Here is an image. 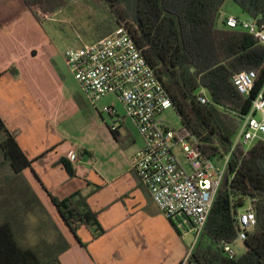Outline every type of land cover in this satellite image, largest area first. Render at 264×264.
I'll return each instance as SVG.
<instances>
[{"label": "trees", "instance_id": "1", "mask_svg": "<svg viewBox=\"0 0 264 264\" xmlns=\"http://www.w3.org/2000/svg\"><path fill=\"white\" fill-rule=\"evenodd\" d=\"M83 1L106 16L103 24L96 27L99 38L94 41L125 28L163 83L183 126L197 137L206 157L222 162L230 154L241 121L250 113L254 98L264 89V44L242 28L218 26L226 0ZM233 1L248 18L264 24V0ZM22 2L39 23L42 20L35 7L55 13L68 4L66 0ZM243 71L257 73L249 96L241 94L233 82L234 76ZM11 72L18 75L15 68ZM203 92L209 98L205 105L199 101ZM0 131L2 164L9 166L13 176H21L32 168L33 161L1 118ZM118 141L125 147L124 140L119 137ZM62 164L75 176L68 160H62ZM50 198L74 235L83 226L93 234L103 232L80 192L63 200L51 194ZM247 204L256 213L257 225L247 235L244 254L230 259L220 244L236 239L237 216ZM6 212L17 215L10 210ZM61 241L64 245L58 252L47 249L42 254L34 247L22 245L13 218L2 220L0 264H60V255L69 248L62 235ZM194 258L198 264H264V141L256 142L248 150L238 145L233 151Z\"/></svg>", "mask_w": 264, "mask_h": 264}, {"label": "crops", "instance_id": "2", "mask_svg": "<svg viewBox=\"0 0 264 264\" xmlns=\"http://www.w3.org/2000/svg\"><path fill=\"white\" fill-rule=\"evenodd\" d=\"M21 18L36 20L26 7L0 27V118L33 161L21 175L23 182L52 211L69 245L60 264H179L192 238L180 236L132 169V157L143 146L132 122L125 119L114 133L110 125L116 118H104L105 108L118 107L117 97L93 102L66 65L65 52L35 25L36 35H26L15 23ZM78 152L83 155L74 163ZM78 192L97 216L101 234L94 236L83 226L74 235L50 198L63 200Z\"/></svg>", "mask_w": 264, "mask_h": 264}, {"label": "built area", "instance_id": "3", "mask_svg": "<svg viewBox=\"0 0 264 264\" xmlns=\"http://www.w3.org/2000/svg\"><path fill=\"white\" fill-rule=\"evenodd\" d=\"M218 26L242 28L264 44V24L256 19L243 22L232 16H221ZM64 59L93 102L113 94L123 106V117L115 106L104 109L116 118L110 129L117 132L118 124L125 119L136 127L143 146L132 157V169L180 236L195 237L194 244L191 243L179 264H198L194 258L195 249L207 226L233 151L238 145L248 150L256 142L264 141V89L254 98L250 113L242 119L230 154L222 162H216L205 156L190 129L183 126L176 130L158 120L164 111L174 108L172 100L125 28L80 48L67 49ZM256 79V72L243 71L234 76L233 82L241 94L249 96ZM199 101L204 105L209 103L206 93L199 96ZM177 150L183 152L184 163L178 158ZM82 155L75 153L71 159L76 163ZM237 222L236 239L220 244L230 259L237 257L234 247L244 245L247 235L257 225L256 213L250 205L239 212Z\"/></svg>", "mask_w": 264, "mask_h": 264}, {"label": "rangeland", "instance_id": "4", "mask_svg": "<svg viewBox=\"0 0 264 264\" xmlns=\"http://www.w3.org/2000/svg\"><path fill=\"white\" fill-rule=\"evenodd\" d=\"M66 1L68 2L67 6L60 8L55 13L45 12L39 6L35 7V11L38 13L42 23L36 20L30 23L25 18H21L15 23L27 30L26 35H36V32L31 27L32 25L37 26L61 52H65L69 48H80L85 44L92 43L93 39H98L96 27L103 24L106 16L83 0ZM23 8H26V6L22 0H0V27L6 24L5 20L9 16L12 17L16 10ZM221 16H232L243 22L249 19L233 0H226L221 10ZM9 23L11 22L9 21ZM19 38L24 41L22 36ZM116 109L122 117L125 116V110L120 103ZM103 114L106 120H110L109 114L105 112ZM158 120L176 130L183 128L181 117L174 108L164 111L159 115ZM131 126L133 127V132L139 138V133L133 123ZM176 154L180 161L184 163L185 156L183 152L177 150ZM2 162L3 153L0 148V221L5 218H13L23 246L34 247L42 254L47 249V251L52 253L58 252L59 248L63 247L64 242L61 241L62 234L53 225L52 211L37 201L38 199L26 187L22 177L13 176L9 166L3 165ZM1 207H5L6 211H13L17 215H11L6 211L3 212ZM191 238V243L194 244L195 237L191 236ZM234 250L237 257H239L244 254L245 248L244 245H238L234 247Z\"/></svg>", "mask_w": 264, "mask_h": 264}]
</instances>
